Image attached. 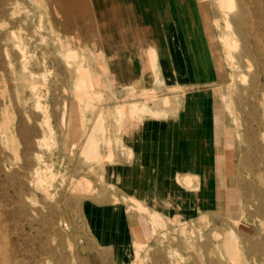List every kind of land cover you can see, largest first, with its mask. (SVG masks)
<instances>
[{
    "label": "rangeland",
    "instance_id": "obj_1",
    "mask_svg": "<svg viewBox=\"0 0 264 264\" xmlns=\"http://www.w3.org/2000/svg\"><path fill=\"white\" fill-rule=\"evenodd\" d=\"M87 1L90 11L83 9L82 16L86 18L84 21L92 23L96 14L93 8L102 16L106 0ZM147 1L150 2L138 0L136 3L133 0L136 13L150 27L152 35L160 29L161 48L166 46L168 50L166 67L172 68L174 52L170 50L177 51L174 47L176 41L174 37L164 36V24L158 26L154 12L162 11L159 2L153 0L149 6ZM49 7L51 8L43 0H0V26L3 33L10 35L12 31H16L27 43L29 68L35 70L40 79V73L49 79L50 92L43 104L48 110L52 131H48L43 112L35 109L32 100L28 105L22 100H16L11 89L12 72L6 63L7 57L2 45L0 57L5 61L3 77L9 88L8 92L12 93L17 114H10L9 117L12 118L8 129L0 121V203L4 202L1 189L6 187L8 181L5 177L8 175L16 188L20 189L26 206L18 222L12 223L11 227L18 229L23 244L22 252L31 264H114L112 256L97 254L87 246L80 211L82 201L95 195V183L103 180L102 171H96L95 164L111 161L109 155L105 157V152L109 153L112 148L110 121L113 113L102 122L106 131L99 135L100 144L94 151L103 149L104 155L97 156L99 158L96 160L87 159L84 155L87 135L92 126L97 124V120L95 123L89 119H98L102 108L106 106L115 109L116 103L142 101L145 95L136 97L127 93L128 95L122 96L125 93L121 90L115 91V94L107 91L101 97L102 100L78 95L76 92L80 61H69L66 58V47L60 44L58 37L69 39L70 36L59 25L61 21ZM45 13L46 16H43ZM136 17L135 26L138 27ZM191 18L197 55L201 57L205 70L204 76L197 78L194 74L197 73V68L193 65L190 75L184 72L168 74L166 81L168 86L171 82H182L183 98L188 93L205 89L213 99L210 113L216 112L219 117L220 131L217 124L216 129L220 132V138L222 136L225 150L230 154L228 171H218V176L221 175L224 182L223 188L221 187L223 192L221 188L219 190L224 198V206L208 209L205 204L200 206L198 215H188L180 219L163 217L164 223L159 227L153 224L149 213L133 212L137 215L134 220L136 224H140L144 221L142 218H145L144 230L148 234L146 240L139 243V259L136 258V244L134 257L129 264H133L136 259L135 264H176L177 261L181 264H264V116L261 103L263 90L260 88L262 76H255L254 71L248 70L247 59L240 50L235 53L236 65L227 60L220 41V37L226 32V25L221 18L217 0H194V17ZM135 30L139 31L136 27ZM88 44L84 40L81 46ZM89 45H92V52L86 49L79 53L81 56L89 53L87 59L93 63L98 56H92L94 43ZM176 53L177 64H181V55L178 51ZM21 61V58H17L16 63L24 83L28 71L23 70ZM190 61L194 64V59L188 60L189 68ZM242 74L248 76V83L243 84L240 78ZM126 81L125 79L122 82ZM172 92L174 91L147 92L150 100L141 104H130L129 111L133 116L146 113L142 110L145 109L159 116L174 103L169 96L163 97ZM117 94L122 98L118 99L121 96ZM158 96L163 97L160 102L164 107L162 112L149 106V103H155V99L160 98ZM25 112L32 114V121L23 118ZM20 117L26 126L31 124L34 127L28 153L16 129ZM5 131L9 138L10 132L16 137L14 143L10 141L6 146L1 143V132ZM45 138L50 145L41 147L38 143ZM191 181L189 177L185 180L188 186ZM85 182L91 183L86 190L78 186H83ZM6 204L8 203H5V207H0V222L4 219ZM130 204L137 205V202L133 200ZM3 232L5 231L0 230V234ZM226 235L234 236V247L238 250L226 247ZM6 242L0 236V245Z\"/></svg>",
    "mask_w": 264,
    "mask_h": 264
},
{
    "label": "crops",
    "instance_id": "obj_2",
    "mask_svg": "<svg viewBox=\"0 0 264 264\" xmlns=\"http://www.w3.org/2000/svg\"><path fill=\"white\" fill-rule=\"evenodd\" d=\"M93 9L96 14L92 25L88 21L86 24L81 22L82 37L87 43H94L95 57L103 52L101 65L95 61L93 70L102 81L115 77L110 93L121 90L125 96L132 93V89L140 93L174 91L163 96H169L174 102L165 114L142 113L121 122L112 114V148L109 153L105 152V157L109 155L111 161L95 164V170L102 171L103 180L95 183V195L86 197L81 204L87 246L97 254L112 256L114 264H129L135 254V245L145 241L148 234L144 230V217L142 224L134 222L137 215L129 210L130 203L135 200L150 213L173 219L198 215L200 206L205 204L208 209L222 208L224 198L219 190L224 182L218 171H228L230 154L216 129L215 114L210 113L213 99L208 90L194 91L183 98L182 82H171L168 86V74L183 73L181 64H177V51L170 50L174 52L175 62L173 60L172 68L167 69L168 50L166 46L163 50L160 45L162 33L158 28L155 35L151 34L150 27L136 13L133 0H106L102 16ZM135 16L140 36H148L149 41L156 43L161 85L150 80L153 73L145 70V51L149 44H141L136 39ZM154 16L158 26L165 25L161 10H156ZM92 27L95 39H89ZM69 29L71 34L73 28ZM163 33L166 37V31ZM125 79L127 81L122 82ZM163 97L155 99L149 106L162 112L164 107L160 102ZM136 102L141 104L144 99L116 105ZM96 120L89 119L95 123ZM93 127L87 138L96 125ZM102 150H96V155L103 157ZM188 177L192 180L190 186L185 182Z\"/></svg>",
    "mask_w": 264,
    "mask_h": 264
},
{
    "label": "bare ground",
    "instance_id": "obj_3",
    "mask_svg": "<svg viewBox=\"0 0 264 264\" xmlns=\"http://www.w3.org/2000/svg\"><path fill=\"white\" fill-rule=\"evenodd\" d=\"M43 1H45L49 6H51V8L50 7L49 8L54 13V16L59 18V20L61 21L60 22L61 24L59 25H61L62 29H64L66 33L68 30H70L69 28H73L71 34L70 33L68 34L70 36L69 39L58 37V40L61 42V43L59 42L60 44L66 47V58L69 61H76V60L80 61L78 67V79H77L78 90L76 93L80 96L99 98V100H102L101 97L105 95L104 93L110 91L111 85L114 84V82H116V79L114 76H110L108 80L102 81L99 78L100 75H96V73L94 72L93 70L94 63L95 61H98L99 63L101 62L100 60L103 55L102 51H101L102 55L98 54V57L93 60V63L92 61L88 60L89 58L87 59V57L90 56L89 53H88L89 55L86 54L85 56L80 55L81 50L83 51L87 49L88 51L92 52L90 49L92 45L88 44V46L85 45H83L84 47L81 46L84 40L86 39L82 37L83 27L82 28L80 27L82 21H83L82 24L83 23L86 24L84 21L86 20V18L85 17L83 18L82 16V10L88 9V5H89L88 1L87 0H43ZM151 1L152 3L154 2L153 0H150V2ZM155 1L159 2V7L162 8V13H164L163 17L165 22L166 36L170 38L174 37V40L176 41L174 47L181 55L182 71L190 75V73L193 72V70H191V66L195 65V67L197 68V73L194 72V74L196 75L197 78L201 79V77L204 76L205 70L203 67V62L201 57L197 55V43L196 40L194 39V29L191 23L192 22L191 17H194V0H155ZM196 1L202 2V0H196ZM217 1H218L219 11L221 12V18L224 20L226 25V32L220 37V41L222 42L223 48L225 50L227 60L230 61L233 65H236L235 53L238 50H240L244 53V56L247 59L248 70L254 71L255 76H260V77L262 76V82L260 88L263 90L261 103L263 106V116H264V0H217ZM135 2L137 3L138 0H135ZM150 2L148 3L147 1L149 6H150ZM43 16H46V13L43 14ZM92 23L90 24L92 25ZM135 27L136 29H138L137 26ZM1 28L2 27L0 26V50H1V46L3 45L7 57V59H5L6 63L8 64L12 72V79H13V83L11 86L12 92L16 96L17 101L22 100L24 101V103H26V105H28V102L32 100L35 109L37 111L43 112L46 122L45 125L48 127V131L52 132L49 126L50 122H49L48 110L45 104H43V100L46 99V96L50 92L49 79L47 76H45L42 73H40L42 76L40 79L38 77V74L35 72V70L29 68L30 56L28 55L29 52L27 51V43L23 41V39L17 34V32L12 31L10 35H7L3 33V30ZM86 31L88 32V30ZM139 32L140 31L135 32V36L137 35V40L141 44L143 42L144 43L147 42V44H149V47L145 51L147 56V62H146L147 64H145V70L147 71L149 70L150 72L153 73L152 75L153 78H150V80L155 81L157 84L162 83L163 81L160 79L161 77L160 68L156 53V47H155L156 43L154 44L153 41H149L148 36H140ZM91 34L92 35H90L91 37H89V39H95L93 27L91 28ZM65 41H68V43L65 44ZM77 45L79 46V48H74V46ZM92 56H94V53ZM17 58L22 59L21 64L23 66V70L25 72L28 71V75L25 78L24 83L22 82L20 71L18 70L17 67V63H16ZM190 58L194 59V64L191 63L190 61L189 62L190 68H189L187 62ZM4 63L5 61L0 57V121L8 129L9 128L8 126L10 125L12 118L9 116L10 114L11 115L13 114L14 116L16 111L14 107V99L11 95L12 93L8 92L9 88L3 77ZM103 67L106 66H102V68ZM240 78L243 84L248 81V76L246 74H242ZM137 91L133 89L131 90L132 94L136 97L138 96L143 97L145 95L144 102L150 100L146 94L147 92L140 93ZM214 103L216 109L217 101H215ZM134 104H138V102ZM90 106L92 107V105ZM129 106L130 104H119L116 105L115 109L114 108L112 109L111 106H106L105 108H102L103 110L99 114V117L97 119L96 128L89 135L85 146L84 155L87 159L96 160L97 158H99L97 157L96 152L94 150L100 144L98 139L99 135L101 134L102 131L103 132L106 131V129H104L102 124V122L105 121V118L113 113L116 115L115 117L120 120V122L121 120L130 119L132 117V113L129 111L130 110ZM229 109H231V111L233 110L230 107V105H229ZM142 110H144L146 113H150L149 110H145V109ZM166 112L169 111H165L163 114H165ZM216 115L217 114L215 112L216 124L219 126V131H220V120L219 117H217ZM23 118L27 121L33 120L32 114L28 112L24 113ZM23 118L22 117L18 118V122L16 123V129L20 133L19 136L25 144L26 153H28L30 151V147L32 144L31 139H32V134L34 132V127L31 124L29 126H26V124L23 121ZM23 131L25 132V134H22ZM1 134H2L1 143L5 146L10 141L12 143L16 141L15 135L12 134L11 132H10L11 135L10 138L8 137L7 131L1 132ZM106 142L109 143L108 141ZM48 143L46 142V138H45L41 140L38 144L41 147H45L50 145V143L49 144ZM5 179L8 181V183L6 184L5 188L1 189L4 195L3 196L4 202L0 203V207H5V203L8 204H6L7 210H5L4 212V219L1 220L0 222V230H4L5 232L1 233L0 236H3L4 240H7V242L6 244L4 243L0 245V264H31L27 260V258L24 257V254L22 252L23 244L21 243L20 233L18 229H14L11 227L12 223L18 222V218L24 212L26 206L22 201V196H21L22 194L20 189L16 188L15 183L9 179L8 175L5 177ZM38 182L40 183L41 181ZM78 186L83 187L85 189V188H89L91 186V183L85 182L83 186L82 184H79ZM221 204L223 205V202ZM129 210L132 213L135 211H139L147 214L149 213L151 220L156 227H159L164 223V219L160 214L150 213L140 202H137V205L131 204ZM8 240L10 242H8ZM234 240H235L234 236L226 235L225 238L226 247L230 249L236 248L238 250L237 247H234V242H235ZM140 249L141 246L139 243H137L136 258L138 259L140 257ZM136 260H134L133 264H135ZM176 264H181V263L177 261Z\"/></svg>",
    "mask_w": 264,
    "mask_h": 264
}]
</instances>
